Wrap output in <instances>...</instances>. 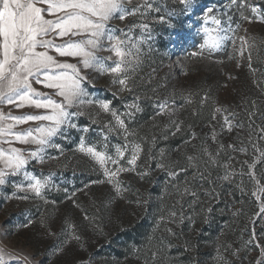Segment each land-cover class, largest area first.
I'll return each mask as SVG.
<instances>
[{"label": "snow or ice", "instance_id": "snow-or-ice-1", "mask_svg": "<svg viewBox=\"0 0 264 264\" xmlns=\"http://www.w3.org/2000/svg\"><path fill=\"white\" fill-rule=\"evenodd\" d=\"M197 13L199 41L186 55L210 59L231 44L236 67H241L247 53V67L256 77L258 70L253 68L250 51L256 46L255 38L249 44L247 28H243L245 35L237 36L242 23L264 24V5L256 0H228L222 7L200 5L196 0H171V5L168 0H0V189L11 188L3 199L39 200L55 207L56 201L47 199L55 189L81 209L83 220L94 232H102L100 217L89 216L77 203V193L87 195L94 185L107 186L109 195L102 206L108 209L114 201L126 199L131 189L124 176L144 181L159 171L167 177L165 191L173 189L178 199L156 221L157 230L164 227L158 246L150 249L153 264H171L166 253L174 245L164 234L175 237L174 227L185 221L195 225L191 213L197 206L218 200L221 193L217 187L224 183L239 178L236 187L242 195L255 199L259 208L255 216L264 220V110L257 100L244 94L237 104H225L215 100L210 89L202 95L175 90L161 95L158 89H166V83L152 88L151 97L138 92V77L149 86L154 78L150 74L145 81L139 76L144 46L151 50L153 25L173 27L172 21L178 17L189 19ZM237 15L239 20L234 19ZM100 78L108 81L102 88L97 85ZM252 83L264 96V79L254 78ZM101 90L109 91L111 99L101 96ZM147 102L153 109V127L158 129L150 140L132 128ZM194 104L193 117L212 106L210 119L199 131L179 119L180 112ZM84 117L87 123L82 121ZM177 136L182 144L176 149L159 147ZM113 139L118 142L113 144ZM67 141L74 144V154L95 163L98 173L97 179L71 192L55 183L57 172L51 168L65 158ZM171 153L178 158L173 159ZM245 178L251 184L250 192L244 186ZM133 202L146 206L149 200L137 196ZM241 211L237 209L233 215ZM201 212L207 223L213 212L211 204ZM37 222L52 241L41 253L45 258L62 256L73 242L84 247L76 224L67 217L58 223L49 215L41 214L38 221L26 215V222L14 228L0 224V264H44L33 252L7 242L9 236L30 230ZM243 247L259 249L254 264H264V245L255 231ZM184 250H189L187 241ZM240 252L232 244L218 243L215 264H234L228 256L239 258ZM193 264L199 261L193 258Z\"/></svg>", "mask_w": 264, "mask_h": 264}, {"label": "rangeland", "instance_id": "rangeland-1", "mask_svg": "<svg viewBox=\"0 0 264 264\" xmlns=\"http://www.w3.org/2000/svg\"><path fill=\"white\" fill-rule=\"evenodd\" d=\"M168 2L171 5V0H168ZM196 2L200 5L214 3L217 7H222L228 0H196ZM256 2L264 5V0H256ZM197 15L198 13L192 15L189 19L178 17L172 21L173 27H169L167 24L153 25L154 39L150 42L151 50H149V45L144 46L143 64L139 70V76H142L145 81L149 79L150 74L154 78L149 86L142 84L138 77V84L140 85L138 92L151 97L153 95L151 89L164 83L167 84V88L158 89L161 95H166L173 90L178 94L180 92H199L202 95L204 91L210 89L215 100L233 105L237 104L241 96L246 94L249 100H257L261 110H264V96L252 83L254 78L264 79V24L259 22L242 23V29L237 33V36L245 35L243 28H247L249 30V44H252V38H255L256 46L252 47L250 51L253 68L258 71L256 77H253L247 67V53L240 61L241 67H236V53L233 51L231 44L228 45L225 51L213 54L210 59L201 60L186 55L195 50L194 45L199 41L196 32L198 28ZM234 19L239 20L238 15ZM189 25H191V28ZM237 46H239V41H237ZM229 55L234 58L230 60ZM216 61H223V63H217ZM153 69H155L154 73ZM229 76L235 77V79L230 80L228 79ZM107 84L106 78H100L97 82L98 88H102ZM225 85L227 86L225 87ZM89 90L95 91L91 87ZM100 95L111 99V94L107 90H101ZM177 98L179 99V96ZM194 99L198 104L199 96L194 97ZM197 104L186 106L185 110L180 112L179 119L193 124L195 117L191 115V109L196 107ZM117 106L119 107L118 104ZM143 107L145 111L138 114L132 128L137 130L140 137H148L150 140L151 136L158 132V129L153 127L151 120L153 116L151 103L147 102ZM211 110L212 106L209 104L202 109L200 115L210 118ZM237 110L239 111V109ZM82 121L87 123L88 118L84 117ZM157 123H160V121H157ZM206 123L203 121L200 126ZM194 125L196 129L200 128V126ZM72 139H76L75 132L72 134ZM92 139L95 141L97 137L93 136ZM117 142V139L112 140L113 144ZM169 142L166 144L161 142L159 147L167 148ZM181 144L182 141L179 145ZM65 147L67 149L65 158L59 163L51 165V168L57 172L54 178L55 183L61 188L67 187L71 192L77 188H83V185L88 183L90 179H97L98 173L94 171L96 165L93 161L82 154L73 153L74 144L71 141L65 142ZM176 148L177 146L170 149ZM171 155L173 159L178 158L175 153H171ZM240 159H244V157H240ZM161 178L167 180V177L159 171L153 173L150 179L144 181H139L133 175L124 176L123 179L131 184V189L126 194V199L114 201L108 209L102 206V201H106L109 195L107 186L94 185L87 190V195L78 192L77 203L88 212L89 216L96 214L100 217L102 232H94L91 226L83 220L81 209L74 207L70 201H65L63 193H58L55 189L47 194V199L56 201L55 207L51 204L45 205L39 200L28 202L6 201L3 197L11 193V188L0 189V224L8 228H14L16 224L26 222V215L34 221H38L41 214L49 215L58 223L67 217L72 223L76 224L82 235L84 247L81 248L73 242L66 248L65 253L58 258L51 257L49 259L41 255L52 241L44 236L38 222L34 223L30 230L22 231L19 235L13 234L7 238V242L33 252L37 259H43L44 264H153L150 258L151 248L147 247L148 243H142V246H140L133 238H130L132 235L130 231L138 219L145 218L151 211L155 199L154 188L158 186ZM245 181H247L246 178ZM137 196L148 199V205L137 206L134 202L130 203V201H135ZM25 209L28 210L27 213L24 212ZM98 209L99 211H97ZM258 211L259 208L256 203L247 219V229H249L247 240L243 241L242 244H233V248L241 249L239 258L228 256L229 260H234V264H254L256 258L260 255L259 249L255 247H251L250 250L243 247L253 231H255L259 243L264 245V236L259 231L262 222L255 216ZM53 227L56 230V225H53ZM175 228L177 227H174V230ZM205 249L206 247H202V251ZM193 258L198 260L199 264H215L214 258L211 261H205L201 255H196ZM193 258L183 259V255L179 253L176 260L171 261V264H193Z\"/></svg>", "mask_w": 264, "mask_h": 264}, {"label": "trees", "instance_id": "trees-1", "mask_svg": "<svg viewBox=\"0 0 264 264\" xmlns=\"http://www.w3.org/2000/svg\"><path fill=\"white\" fill-rule=\"evenodd\" d=\"M209 119V117L199 115L194 118L193 124L200 126L201 122H207ZM196 130L199 131L200 128ZM180 142L181 139L177 136L170 140L167 148L176 147ZM212 175L215 177L217 173L213 172ZM165 182L166 179L161 178L158 186L154 188L155 199L149 214L145 218L138 219L131 228L130 233L132 235L130 238H133L140 246H142V243H148L147 247L151 249L158 246V238L161 236L164 226L161 225L160 229L157 230L156 221L159 215L166 214L167 210L178 199L173 189L169 188L165 191ZM237 183H239V178L232 184L224 183L223 187H217V191L221 193L218 200L197 206L194 212L191 213L196 220L195 225L185 221L183 225L175 228L174 231L177 233L175 237L168 238L167 234H164L167 239L172 240V244L175 246L173 250L166 253L167 256L172 258L171 261L176 260V256L179 253L183 255V259H190L196 255H201L205 261H211L216 256L218 243L237 245L247 240L249 236L247 219L256 202L250 194L242 195L241 191L236 187ZM244 186L250 192L251 184L248 181H245ZM204 187L207 188L208 185ZM200 199L207 201L208 198L201 196ZM209 203L213 208V212L208 217V222L205 223V214L201 212V208H207ZM237 209H241L242 211L234 216L233 212ZM258 220L262 222V227L259 231L264 236V220L259 217ZM150 237L152 238L151 240ZM186 241L189 243L188 251L184 250ZM202 247H206V249L202 251ZM221 251L223 250L221 249Z\"/></svg>", "mask_w": 264, "mask_h": 264}]
</instances>
